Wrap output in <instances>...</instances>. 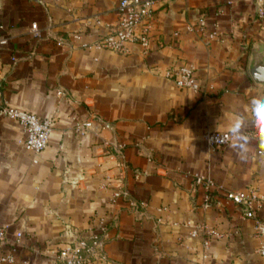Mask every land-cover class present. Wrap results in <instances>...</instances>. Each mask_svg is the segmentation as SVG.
I'll list each match as a JSON object with an SVG mask.
<instances>
[{
  "label": "crops",
  "instance_id": "crops-1",
  "mask_svg": "<svg viewBox=\"0 0 264 264\" xmlns=\"http://www.w3.org/2000/svg\"><path fill=\"white\" fill-rule=\"evenodd\" d=\"M119 1L0 0V35L11 39L0 48V97L53 121L34 155L20 125L0 119V226L10 240L24 234L12 249L18 264H60V250L102 227L105 264H264L254 221L224 198L255 189L264 199L260 144L249 139L242 160L205 141L238 116L244 131L255 127L248 107L264 86L249 68L264 58V0H142L152 2L150 48L131 43L127 54L97 47ZM201 17L220 39L189 30ZM182 65L195 69L202 94L167 78ZM196 176L217 186L209 207ZM116 192L128 196L115 202ZM188 222L221 237L205 252Z\"/></svg>",
  "mask_w": 264,
  "mask_h": 264
},
{
  "label": "built area",
  "instance_id": "built-area-1",
  "mask_svg": "<svg viewBox=\"0 0 264 264\" xmlns=\"http://www.w3.org/2000/svg\"><path fill=\"white\" fill-rule=\"evenodd\" d=\"M117 23L108 28L106 35L97 43L99 49H105L119 54L128 53V45L139 43L144 52L150 48L149 32L153 21V9L151 1L142 0H120L117 8ZM259 18L264 19V11H259ZM3 29L2 27L0 28ZM189 30H196L199 34L206 37L209 41L221 38L217 31H208L206 19L201 17L197 24L191 26ZM32 34L41 37V31L37 24L32 25ZM79 39L80 37H75ZM11 44L8 35H0V48H7ZM16 61V58H12ZM167 78L171 79L177 88L188 89L196 94H202V89L197 81L195 69L190 65H182L171 68L167 71ZM0 119H8L16 122L25 134L23 147L27 152L40 155L49 145L51 133L53 131V121L42 118L35 114L13 108L8 103L2 101L0 97ZM92 127L91 122L83 124L79 130L89 131ZM249 139L260 144L259 130L255 126L253 129L246 130ZM227 132H214L205 136V141L214 150H218L230 145V142L217 143L219 135ZM258 155L264 157V149L258 151ZM195 187L203 188L206 193V207L210 206L212 189L217 188L215 182L210 177L196 176L194 179ZM127 193L116 192L114 201L127 197ZM227 202L243 208V217L254 221V236L264 239V199L255 189L245 191L227 192L224 195ZM191 228L190 237L202 238L203 248L207 252L213 239L220 238L217 231L211 230L207 225L188 222ZM7 228L0 226V264H18L12 252L13 247L20 244L24 234L19 232L14 240H10L6 234ZM107 239L106 228L94 233L90 240L80 239L70 243L66 248L58 252L57 261L60 264H105L107 257L104 252L105 241ZM259 254L264 257V242L262 243ZM206 258V255L204 256ZM20 264H39L36 262H22Z\"/></svg>",
  "mask_w": 264,
  "mask_h": 264
},
{
  "label": "clouds",
  "instance_id": "clouds-1",
  "mask_svg": "<svg viewBox=\"0 0 264 264\" xmlns=\"http://www.w3.org/2000/svg\"><path fill=\"white\" fill-rule=\"evenodd\" d=\"M258 67L264 69V65ZM248 111L253 118L255 126L259 130L260 147L264 149V96L253 97L250 101ZM244 128L245 119L238 116L231 122L227 134L219 135L216 138L217 143L230 142V146L237 150L242 160L247 159L249 141V137L244 131Z\"/></svg>",
  "mask_w": 264,
  "mask_h": 264
},
{
  "label": "water",
  "instance_id": "water-1",
  "mask_svg": "<svg viewBox=\"0 0 264 264\" xmlns=\"http://www.w3.org/2000/svg\"><path fill=\"white\" fill-rule=\"evenodd\" d=\"M262 65H264V58L258 54L254 55L249 72L256 84L264 86V69L258 67Z\"/></svg>",
  "mask_w": 264,
  "mask_h": 264
}]
</instances>
